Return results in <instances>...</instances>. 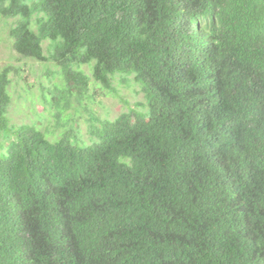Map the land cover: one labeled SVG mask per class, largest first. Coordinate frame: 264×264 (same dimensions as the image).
I'll use <instances>...</instances> for the list:
<instances>
[{"label":"trees","instance_id":"16d2710c","mask_svg":"<svg viewBox=\"0 0 264 264\" xmlns=\"http://www.w3.org/2000/svg\"><path fill=\"white\" fill-rule=\"evenodd\" d=\"M0 22L59 78L42 128L0 69V264H264V0H0ZM117 77L143 99L102 118L83 100Z\"/></svg>","mask_w":264,"mask_h":264},{"label":"rangeland","instance_id":"374dc122","mask_svg":"<svg viewBox=\"0 0 264 264\" xmlns=\"http://www.w3.org/2000/svg\"><path fill=\"white\" fill-rule=\"evenodd\" d=\"M48 45L49 41L44 43L45 49H47ZM8 65L13 66V72L10 74L12 102L9 108L12 122H36L42 128L49 127V129H53L56 123V119L53 116L49 115L41 120L38 118L39 114L44 111L45 102L40 94L45 90L49 95H51L50 91L52 90L55 93V84L59 78L50 77L46 62L20 55L13 47L8 27L3 22H0V69ZM81 67L89 75H92L90 65L85 64ZM49 68L52 70L59 69L54 63H50ZM132 82L133 88H129L124 84H120V77L115 79L114 86L118 88L120 96L92 82L89 89V99L83 100V103L85 105L89 104L92 111L102 118H116L126 111L129 106L135 105L136 102L143 99L142 88L135 81L132 80ZM72 93L69 95L71 96V101H74L73 103L76 107L81 106L75 102L77 91ZM126 100L129 101V104L125 102ZM87 112L84 110V118L79 119L81 135L85 140H89L88 122L85 120L88 116ZM38 128L41 129L40 127ZM57 131L59 130L57 129Z\"/></svg>","mask_w":264,"mask_h":264}]
</instances>
